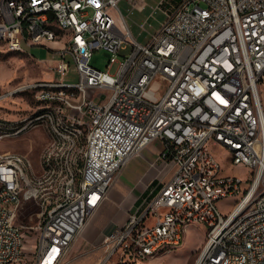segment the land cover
I'll return each instance as SVG.
<instances>
[{
	"label": "built area",
	"instance_id": "2783aa9c",
	"mask_svg": "<svg viewBox=\"0 0 264 264\" xmlns=\"http://www.w3.org/2000/svg\"><path fill=\"white\" fill-rule=\"evenodd\" d=\"M120 1L0 0V40L8 50L66 37L62 48L48 47L51 58L38 59L52 71L50 78L0 92V100L31 92L36 104L29 112L41 109L38 122L0 114V141L19 136L22 126L43 128L42 118H49L44 106L65 112L57 119L62 131L43 128L54 146L40 152L35 184L27 183L29 157L0 147V264L23 262L18 239L26 232L18 227L20 209L4 208L6 197L31 198L39 207L31 264H62L126 161L156 139L158 158L172 171L146 188L123 223L105 234L96 264L143 260L158 254L156 244L171 250L195 224L205 230L193 264H264V197L253 201L264 189V118H256L263 111L264 0H159L152 13L160 10L165 18L145 43L132 35ZM125 1L127 13L146 3ZM20 16H28V24H20ZM128 46L114 74L90 63L94 49L110 53L109 66ZM71 65L75 81L65 80ZM55 81L69 82V89L54 90ZM104 89V98L93 96ZM213 121H220L218 139L210 138ZM68 123L81 125L85 143L74 140ZM2 126H12V133L3 134ZM210 146L228 153L238 147L237 164H246L249 178L223 173ZM21 159H28L30 170H22ZM55 159H62V170H55L61 186L52 179L48 190L38 191L44 166L54 167ZM231 196L238 198L224 214L217 202ZM243 199H251L249 214L233 226ZM219 221H229V228H219Z\"/></svg>",
	"mask_w": 264,
	"mask_h": 264
},
{
	"label": "rangeland",
	"instance_id": "374dc122",
	"mask_svg": "<svg viewBox=\"0 0 264 264\" xmlns=\"http://www.w3.org/2000/svg\"><path fill=\"white\" fill-rule=\"evenodd\" d=\"M159 0H146L144 7L141 10H133L131 13H127V4L123 1L118 3L121 12L125 15V20L129 25L130 31L134 38L140 42H147L151 36V33L156 32L159 24L164 20L165 16L160 10H156L152 13V8L157 5ZM65 34H59L58 40L56 42L49 43L47 45H25L23 48L25 52H13L7 50L3 42L0 41V92L1 88H7L8 85L29 79L32 81L24 82H34L36 78H50L53 74L52 71L47 67V65L40 62L39 58H51V48H62L65 42ZM130 47L121 48L117 51V60L112 62L109 66L107 65L110 53L103 49H94L90 57V63L101 69H108L110 73L114 74L118 65V60L129 52ZM31 54V55H30ZM65 80L75 81L76 74L72 70V65L70 66V71L66 74ZM157 92H163V85L158 83L155 85ZM259 92L263 93L264 99V76L261 78L259 85ZM108 90H97L94 92L93 96L100 93L101 98H104L108 93ZM77 100V98L75 99ZM36 102L33 100L31 92H26L20 94V96H14L13 98H5L0 100V114L9 118H14L23 115L24 117H30L34 112H39L40 109H34L29 112L32 107H34ZM29 112V114H27ZM38 122V121H35ZM43 128L51 130L46 123L42 121ZM41 126L32 128L28 126L22 131L19 136L16 137H5L0 141V147L4 152H20L26 154L32 165L31 176L27 178L35 184V177L33 174L39 173V155L40 152H48L49 149L54 146V137H47ZM72 134L74 135V140L77 143H85V132L80 126V131L76 133L71 128ZM157 145V142H154ZM211 152L215 155L220 163L221 171L227 174H233L240 176L242 179L249 178V168L241 165H234L231 162L230 155L228 151L219 146H210ZM140 162L138 160L133 161L132 164L125 167V172L128 174H135L139 170ZM162 166L163 170L166 171V176H168L172 169L171 165L167 162H162L159 165ZM24 170H30V162L28 159H24ZM62 170V159L54 160V167L44 166V173L41 180L37 182L38 191H45L49 189V183H52L54 179V186H61V179H58V171ZM117 179V177H116ZM115 179V181H116ZM163 177L159 180L162 181ZM158 181V182H159ZM153 185V184H151ZM238 196H231L221 199L217 202L219 209L224 213H228L233 207ZM17 209L19 210L18 225L22 230H26L25 237L21 242V249H23V262L20 264H31L32 263V252L34 239L36 237V226L38 223V218L36 211L39 207L31 201V199L21 200L18 204ZM203 227L199 226H188L185 233V237L181 245L168 250L160 251L158 254L147 257L143 260H135L133 263L129 262L127 264H193L197 249L201 242H197L202 238ZM197 245L196 248L192 244ZM102 245V242H96L94 240H87L82 232L77 236V238L71 243L69 253L65 257L62 264H68L75 258L79 257L71 264H90L92 257L95 260L101 256V254L95 256L94 251L97 250ZM81 256V257H80ZM113 262V261H112Z\"/></svg>",
	"mask_w": 264,
	"mask_h": 264
},
{
	"label": "crops",
	"instance_id": "0c3cea01",
	"mask_svg": "<svg viewBox=\"0 0 264 264\" xmlns=\"http://www.w3.org/2000/svg\"><path fill=\"white\" fill-rule=\"evenodd\" d=\"M121 1L126 3L125 0H121ZM10 51L28 53L25 52V50L24 51L10 50ZM42 78L43 77L36 78L33 80L42 79ZM24 81H32V80L24 79V80L16 81L8 85V87ZM154 142H157V145H155ZM160 149H161V143L157 139L153 140L150 143H148L145 147H143L138 154L130 157L126 161V163L120 170L116 181H114L112 186L108 189L106 196L103 198L100 205L96 208V210L93 212V214L85 224L83 228L84 230H82V235L85 236V239L94 240L96 242L97 241L102 242L105 234L109 233L117 224L123 223V221L127 216V212L138 201L141 194L146 190V188H148L153 183H157L162 177H163L162 179L163 181L169 176V175L166 176V171L162 169L163 168L162 166H160V168H157L163 162L162 160H160V158H158V153ZM135 160H138V162H140L141 164L139 166V170L134 175L126 173L125 167L127 165L132 164L133 161ZM191 226H199V224H195ZM201 226L203 227V231H202L203 237L197 241V242H201L198 249L201 247L204 240L205 229L203 225ZM192 245L194 248L197 247L196 243L195 244L193 243ZM103 252H104V246L102 245L97 250L94 251L95 256L101 253L103 254ZM78 258L79 257L75 258L68 264H71L73 261H75ZM98 259L99 257L96 260L95 257H92L90 264H96Z\"/></svg>",
	"mask_w": 264,
	"mask_h": 264
},
{
	"label": "bare ground",
	"instance_id": "6f19581e",
	"mask_svg": "<svg viewBox=\"0 0 264 264\" xmlns=\"http://www.w3.org/2000/svg\"><path fill=\"white\" fill-rule=\"evenodd\" d=\"M20 24H28V16H20ZM59 34H57L56 40H58ZM65 43V42H64ZM9 50L20 51V44H12L9 45ZM23 84H40V80L34 82H23ZM54 90H67L69 89V82L67 81H55L53 82ZM259 91V90H258ZM259 97L261 100V106L263 111H256V118H264V99L263 93L259 92ZM38 111V110H37ZM34 112V114L30 117H24V122H35L40 121L41 109L40 113ZM44 113H48L49 118H42V121H46L49 128L55 131H62V121H57V119H65L64 110H58L56 106H44ZM80 124L76 123H68V128H71L76 133L80 131ZM28 126H22V131L26 129ZM220 128V121H213L212 127H209V134L211 139H218V129ZM3 134H11L12 126H2ZM263 142H264V134H263ZM230 159L233 164H237L238 161V147H231L230 150ZM241 166H245L246 164H237ZM21 168L24 170V159H21ZM262 173H264V164H262ZM27 183L31 184L30 180L27 178ZM38 190V189H37ZM264 197V189H258L253 194V201H261ZM31 198H18L14 199L13 197H6L4 201V208H13L17 209L18 204L21 200H27ZM249 206H251V199H243V206L237 208L234 212L232 218L233 226H240L244 223L246 216L249 214ZM19 230H22L18 225ZM219 228H229V221H219ZM84 230V229H83ZM22 239H18V249H21ZM163 251V244L154 245V252Z\"/></svg>",
	"mask_w": 264,
	"mask_h": 264
},
{
	"label": "trees",
	"instance_id": "16d2710c",
	"mask_svg": "<svg viewBox=\"0 0 264 264\" xmlns=\"http://www.w3.org/2000/svg\"><path fill=\"white\" fill-rule=\"evenodd\" d=\"M155 183H153V185H154Z\"/></svg>",
	"mask_w": 264,
	"mask_h": 264
}]
</instances>
